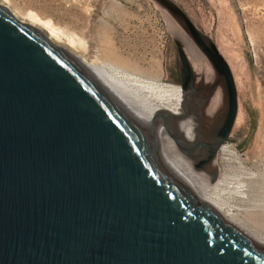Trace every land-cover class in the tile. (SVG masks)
I'll list each match as a JSON object with an SVG mask.
<instances>
[{
  "label": "water",
  "instance_id": "1",
  "mask_svg": "<svg viewBox=\"0 0 264 264\" xmlns=\"http://www.w3.org/2000/svg\"><path fill=\"white\" fill-rule=\"evenodd\" d=\"M152 2L179 23L227 94L221 137L193 148L196 167L212 163L238 115L232 74L179 7ZM175 45L187 103L195 77ZM174 119L143 126L103 73L0 6V264H264V243L201 203L164 161L157 131L174 132Z\"/></svg>",
  "mask_w": 264,
  "mask_h": 264
},
{
  "label": "rangeland",
  "instance_id": "2",
  "mask_svg": "<svg viewBox=\"0 0 264 264\" xmlns=\"http://www.w3.org/2000/svg\"><path fill=\"white\" fill-rule=\"evenodd\" d=\"M9 1L18 13L35 11L85 37L94 55H99L118 71L180 86L174 33H186L152 0ZM170 1L214 44L229 66L236 87L238 115L229 138L221 147L227 150L223 153L220 149L213 167L216 178L225 176L234 187L228 188L222 196L232 218L264 236V0ZM100 47L111 51L113 57H102ZM212 71L215 75L213 68ZM220 84L214 87L207 104L213 102L219 90L223 105L215 124L212 121L207 124L205 102L195 114L184 115L189 117L187 136L196 140L194 144L204 140L205 131L211 125L214 127L222 121L225 99L221 81ZM204 96L200 93L199 100ZM200 149L202 154L205 149ZM235 188L241 191L240 195Z\"/></svg>",
  "mask_w": 264,
  "mask_h": 264
},
{
  "label": "bare ground",
  "instance_id": "3",
  "mask_svg": "<svg viewBox=\"0 0 264 264\" xmlns=\"http://www.w3.org/2000/svg\"><path fill=\"white\" fill-rule=\"evenodd\" d=\"M0 6L7 8L10 15L17 22L47 31V41L59 50L103 73L104 81L111 88L113 95L143 126L151 128L154 122H161L163 119L169 120L171 117H176L177 120L174 119V132L169 126H161L157 131V147L166 164L189 184L196 198L201 203L249 237L264 243V236L245 228L241 223L235 221L225 205L226 201L223 202V194L226 193L228 188L233 187L230 179L221 175L218 178H216L217 176L214 177L213 162L206 165L200 164L196 167L200 162V158H197V151L193 148L201 144H212L221 137L229 120V104L227 94L225 89H223L225 112L222 121L213 127L223 105H221L223 102L219 95V90L214 95L213 102L209 106L207 104L209 103L211 92H214V87L216 88V85L221 84L216 74L214 75L206 57L187 34L178 31L174 33V37L180 44L188 66L195 77L194 95L190 99L188 98L186 103L184 101L185 95L181 91L180 86L149 81L137 78V76L135 77L129 73L126 74L120 70L118 71L114 68V65L108 63L105 59L102 60L99 55H94L95 51L91 50L92 47L90 48L85 37H80L65 27L56 25L51 19L43 18L35 11L28 10L18 13L9 0H0ZM169 23L171 27H174L173 22L169 20ZM100 51L103 52L101 54L102 57H113V53L105 51L103 47H100ZM200 93L205 94L204 98H202L203 100L198 98ZM204 102V106H208L206 108V114L208 115L207 124H210L211 121L214 124L205 131L204 140L197 141L198 143L194 144L196 140L187 136L189 117H181L185 115L187 108L190 109V114H195L198 107ZM196 133L197 135L199 134L198 136L201 134L199 131H196ZM186 150L193 152L188 154L185 152ZM226 150L225 148L221 149L223 153ZM240 192L239 195L241 194Z\"/></svg>",
  "mask_w": 264,
  "mask_h": 264
}]
</instances>
